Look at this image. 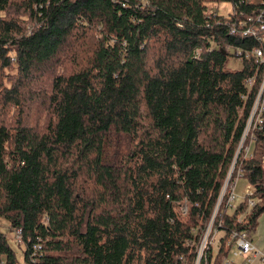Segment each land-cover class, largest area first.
I'll list each match as a JSON object with an SVG mask.
<instances>
[{
    "label": "trees",
    "instance_id": "16d2710c",
    "mask_svg": "<svg viewBox=\"0 0 264 264\" xmlns=\"http://www.w3.org/2000/svg\"><path fill=\"white\" fill-rule=\"evenodd\" d=\"M252 2L0 0V216L19 264H194L263 76L251 58L226 68L227 45L256 42L207 8ZM262 117L238 158L256 204L219 207L223 236L197 264H221L264 210ZM0 264H17L1 231Z\"/></svg>",
    "mask_w": 264,
    "mask_h": 264
},
{
    "label": "built area",
    "instance_id": "2783aa9c",
    "mask_svg": "<svg viewBox=\"0 0 264 264\" xmlns=\"http://www.w3.org/2000/svg\"><path fill=\"white\" fill-rule=\"evenodd\" d=\"M230 4V3H228ZM252 4L256 8H252L250 12L242 10H236L235 6L231 5V9L227 14H219L215 10H208V15H219L225 20V24L228 28V32L231 35H237L242 37L253 38L256 42L254 46L241 47L227 45V50L234 49V55L240 59L251 58L253 59L256 67V72L263 74L259 91L252 105L250 114L244 124V128L240 139L237 143L236 150L227 168L225 177L220 186V190L217 196L215 208L207 224L202 229L201 234L198 237L197 243H195V260L194 264H197L201 258L204 250L208 247H214L215 244H219L220 238L223 236V230L221 229L222 222L219 221L218 225L214 223L216 221L215 215L219 207L225 208L227 214L233 213L239 205L246 201L247 208H250L256 204V200L251 197L255 190L252 186L250 189L245 190L244 196L240 197L236 186L240 179L244 178V171L238 164V158L242 153L244 158H250L252 156L254 144H255V132L263 123L262 113L264 111V105L261 102V94L264 88V0H253ZM220 48L218 44L213 43L208 50ZM221 49V48H220ZM227 52V51H226ZM255 81V76H251L245 81V86L248 90L252 88ZM187 212L186 207L182 208V214ZM245 217V212L239 215L238 221L241 222ZM16 238L21 241V233L19 229H15ZM228 244L231 245L235 254L244 258V260H251L253 257H257L264 262V254L260 252L254 243L252 242L250 235L245 230H233L229 235ZM194 244V243H193Z\"/></svg>",
    "mask_w": 264,
    "mask_h": 264
},
{
    "label": "rangeland",
    "instance_id": "374dc122",
    "mask_svg": "<svg viewBox=\"0 0 264 264\" xmlns=\"http://www.w3.org/2000/svg\"><path fill=\"white\" fill-rule=\"evenodd\" d=\"M207 9L209 11L215 10L219 14H227L229 12V10L231 9V5L228 3H220L217 6L214 4H209ZM197 52L200 53L201 50H197ZM234 53H235L234 49H230V52L228 53L229 55H228V59L226 61V68L229 70H238V69H241V67H242V62H241L242 59L236 57L234 55ZM72 65L73 64L71 63L70 59L63 60L57 66V70L60 73H68V71L71 69ZM12 117L15 118L16 115H12ZM38 117H39L38 124L41 127H43L44 124L46 123V118H48L47 111H45V112L43 111V112L38 113ZM176 209L179 211L181 210L179 206ZM180 213H181V211H180ZM0 231L5 234L6 239L9 243L10 247L15 251L17 264L21 263V261H22V246L19 245V243L21 241H18V239L16 238V234L14 232L15 229L10 227L9 222L3 216H0Z\"/></svg>",
    "mask_w": 264,
    "mask_h": 264
},
{
    "label": "crops",
    "instance_id": "0c3cea01",
    "mask_svg": "<svg viewBox=\"0 0 264 264\" xmlns=\"http://www.w3.org/2000/svg\"><path fill=\"white\" fill-rule=\"evenodd\" d=\"M252 185L246 178H242L238 181L236 190L240 197L244 196L245 190L250 189ZM250 238L256 248L264 254V210L259 214L257 223L253 231L250 233ZM213 249L217 248V244L212 246ZM221 264H264L263 260L257 257H253L251 260H244L241 256L235 254L234 248L231 246L227 255H224L221 259Z\"/></svg>",
    "mask_w": 264,
    "mask_h": 264
},
{
    "label": "water",
    "instance_id": "95a60500",
    "mask_svg": "<svg viewBox=\"0 0 264 264\" xmlns=\"http://www.w3.org/2000/svg\"><path fill=\"white\" fill-rule=\"evenodd\" d=\"M224 52V50H222Z\"/></svg>",
    "mask_w": 264,
    "mask_h": 264
}]
</instances>
